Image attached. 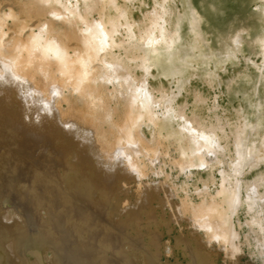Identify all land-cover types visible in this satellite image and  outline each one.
I'll use <instances>...</instances> for the list:
<instances>
[{
  "label": "rangeland",
  "instance_id": "374dc122",
  "mask_svg": "<svg viewBox=\"0 0 264 264\" xmlns=\"http://www.w3.org/2000/svg\"><path fill=\"white\" fill-rule=\"evenodd\" d=\"M120 1L124 3V0ZM156 2L134 0L131 19L142 23ZM258 5L264 7V1L170 0L166 3L172 13L166 19L176 23L178 14L182 15L181 39L176 44L174 56L169 59L164 55L163 62L152 68V74L148 76L150 87L162 86L156 89L158 94L164 91L174 96V107H185L184 118L192 125L193 134L199 126L197 117L216 125L218 114L227 124L226 132H231L239 121L237 108L246 111L255 121L258 115L256 107L259 103L264 107V77L261 78V71L254 63L261 64L264 60L260 41L264 36V13L257 8ZM139 26L135 28L136 32L140 30ZM238 32L243 37L240 47L233 42ZM125 33L122 28L118 38ZM116 52L124 50L117 48ZM177 66L183 69L179 75L176 74ZM213 71L218 74L217 78L210 74ZM137 73L141 77L144 71L139 68ZM38 76L43 84L47 82L43 74ZM70 88V85L64 88L62 102L58 99L60 118L70 107H86L85 100L77 93H71ZM26 89L25 83L21 91ZM127 98L126 94L110 97L116 110L120 109V100ZM8 104L9 107H3L0 102V130L6 121L9 123L7 134L0 135V264H183L188 261L182 241L174 242L173 234L178 230V224L170 211L162 206V189L158 180L161 177L177 186L179 197L186 196V189H195L206 181L212 185L213 179L218 186L222 178L218 160L235 155L234 136L229 133L227 137L219 132L225 153L217 151L209 156L212 161L205 167L185 172L188 168H179L172 159L179 154L182 164L188 165L190 160L182 156L183 150L179 146L191 154L188 149L191 137L178 121L177 111L172 110L173 115L160 124L162 155L151 174L155 184L151 188L150 202L136 209L133 207L139 195L136 184L143 185V179H129L123 164L109 171L112 160L102 155L104 140L99 137V127L97 121H92V116L78 121L70 132L59 122L52 123L46 119L45 126L55 124L50 133L52 143L41 145L45 148L46 157L41 163H35L23 152L26 150L36 157L41 150L32 142L25 143L31 133L40 132L42 107H25L16 101ZM11 122L19 123L20 128L13 127ZM153 128L152 124L142 125L143 136L148 140L152 137ZM248 134L250 136L246 137L252 139L250 128ZM59 145L69 149L63 159L57 155L58 162H54L52 147ZM257 159L250 157L244 163L238 176L242 189L234 184L223 196L216 195L214 204L218 208L206 217L210 220V228L202 227L193 212L188 210L187 215L194 217L190 241L196 249L198 264H255L248 246L258 247L256 236L259 234L257 227L251 228L248 224L250 217L245 207V195L248 184L264 173V159ZM145 161L144 165L150 166L146 157ZM240 190L242 197L238 196ZM259 191L264 192V185L259 187ZM192 197L195 201L200 200L195 193ZM183 200L187 203L186 198ZM203 200L210 203L208 197ZM258 202L263 203L261 200ZM223 205L225 207L221 208ZM150 214L151 218L146 219ZM180 225L185 228L187 224ZM227 234L225 240L220 238V235ZM263 258L259 256V260ZM189 264H192L190 259Z\"/></svg>",
  "mask_w": 264,
  "mask_h": 264
},
{
  "label": "bare ground",
  "instance_id": "6f19581e",
  "mask_svg": "<svg viewBox=\"0 0 264 264\" xmlns=\"http://www.w3.org/2000/svg\"><path fill=\"white\" fill-rule=\"evenodd\" d=\"M29 1L24 3L23 0H0V102L3 107H9L8 102L13 101H16L18 105L24 104L25 107H42L40 132L31 133L25 143L27 145L32 142L38 150H41L38 151L36 157L26 150L23 152L25 155L28 154L35 163H41L46 157L45 148H41V145L52 143L50 133L55 124L45 126L43 123L46 119L49 118L52 123L59 122L70 132L76 127L78 121L88 120V116H92V121H97L99 137L104 140L102 155L112 160L109 171H114L123 164L129 179L134 177L143 179V185L136 184L139 195L133 204L134 208L139 209L150 202L151 188L155 184L151 174L157 159L162 155L160 124L173 115L172 110L177 111L178 121L191 137V143L188 146V149L192 151L191 154L189 150L186 152L184 147L179 146V149L183 150L182 156L190 160L188 165L182 164L179 154L172 159V162L179 168H188L185 172L205 167L212 161L209 158L210 155L220 150L224 152L222 136L219 132L227 137L230 134L234 136L235 155L229 159L218 160L222 175L218 186L214 179L212 185L210 181L204 183L202 181V186L186 189V196L179 197L177 186L174 187L172 183H167L161 177L158 180L162 189L160 194L162 206L170 211L172 219L178 224V230L173 234L174 242L182 241L188 253V261H184L183 264H189V259L192 264H198L196 249L190 241L192 237L190 230L194 227L193 218L198 219L202 227L210 228V220L206 217H210L218 208L214 204L216 195L223 196L225 192L231 190L234 184H238L242 189V181L238 176L248 158L254 157L263 161L264 107L261 103L256 107L258 115L255 121L251 120L252 117L250 118L245 113L246 111L236 107L240 117L237 123L235 121V130L231 132H226L227 124L220 115L217 114L218 124L215 125L209 120L201 121L195 114L199 126L193 134L192 125L184 118L186 117L185 107H174L172 105L174 96L164 91L160 90L161 93L158 94L156 89L160 85L156 89L150 87L148 76L152 74V68L163 62L164 55L171 59L174 56L176 44L181 39L182 15L176 12L180 16H177L179 19L176 23L166 19V16L171 13L170 7L166 6L170 0H156V5L145 15V19L140 24L131 19V4L134 0H124V3L120 0ZM257 8L264 13V7L258 5ZM137 26L140 27L138 32L135 30ZM122 28L126 30V35L118 38V33H121ZM242 41L243 37L238 32L233 42L236 47H240ZM260 41L264 55V36L260 38ZM117 48L124 52H116ZM225 54L228 55V53ZM254 63L261 71V78H263L264 60L261 64ZM139 68L144 71L141 77L137 73ZM182 70L177 66L176 74H181ZM38 74L45 76L47 81L45 84ZM210 74L213 77L218 75L214 71ZM119 81H121L120 84H118ZM104 82L108 84L105 85ZM25 83L27 89L22 92V86ZM68 85L71 86V93H77L85 100L86 107L82 109L70 107L60 118L57 102L58 99L62 102L64 88ZM20 91L22 93H19ZM125 94L128 98L121 99L122 101L120 100L118 104L120 109L116 110L110 97ZM214 108L218 109V107ZM229 121L226 123L233 124ZM143 124L154 126L152 137L149 140L143 136L141 130ZM11 125L20 128L19 123L11 122ZM7 126H9L8 121L0 130V135L7 134ZM249 128L252 139L246 137L249 135ZM114 133L117 134L114 135ZM68 149L69 147L65 145L53 146L54 162H58L57 155L63 159ZM145 157L150 166L144 165ZM259 175L252 183L250 182V185L248 184L245 207L250 217L248 224L251 228L257 227L259 234L256 236L258 247L251 244L248 246V251L255 258V264H264V258L259 260L260 255L264 257V192L259 191V187L264 185V173ZM21 178L24 176L22 175ZM194 193L200 197L199 201H195L192 197ZM238 196L242 197L241 190ZM206 197L210 198V203L203 202ZM82 198L80 196L81 200ZM183 198L187 199V203H184ZM259 200L263 203H259ZM223 207L225 205L221 208ZM189 209L194 214L193 218L187 215ZM250 210L253 212L251 213ZM151 215L145 218L150 219ZM181 223L187 224L185 228L180 225ZM225 237H228V234L220 235L222 240H225Z\"/></svg>",
  "mask_w": 264,
  "mask_h": 264
}]
</instances>
